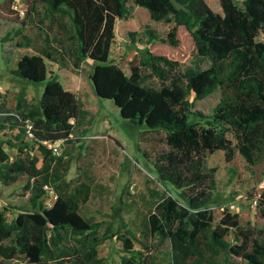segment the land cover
I'll list each match as a JSON object with an SVG mask.
<instances>
[{"label": "trees", "instance_id": "16d2710c", "mask_svg": "<svg viewBox=\"0 0 264 264\" xmlns=\"http://www.w3.org/2000/svg\"><path fill=\"white\" fill-rule=\"evenodd\" d=\"M36 1L3 0L0 11L15 12L21 24L30 16L28 11L35 13ZM41 1L51 23L55 14L68 16L74 30L69 37L78 58L92 63L89 79L95 94L112 100L124 119L145 125L148 133L162 134L167 148L156 153L152 164L159 181L176 194L157 202L149 227L151 233L169 241L170 264H235L236 257L246 264H264V227L260 233L242 228L239 214L228 210L216 220L210 207L217 187L216 167L207 164L208 156L219 150L230 161L238 147L251 162L252 148L264 149V40H256L264 32V0H243L241 5L235 0H220L222 13L213 11L206 0H131L145 8L152 20L172 24L161 42L177 47V32L183 28L194 42L195 56L210 60V65L183 67L179 59L147 48L131 64L130 74L110 59L116 19L129 14L128 0ZM15 3L23 8L22 15L13 8ZM64 27L65 35L71 32ZM14 32L22 39L18 47L32 41L21 27ZM146 32L152 40L157 39L154 30L147 28ZM57 37L60 40L61 33ZM49 38L45 35L43 40L47 43ZM49 49H45V56L22 54L10 69L21 82L43 85L37 102L27 101L22 86L14 110L6 106L5 94L0 93V112L12 110L31 118L41 141H68L74 125L71 119L79 114V99L48 69L45 57L52 58ZM241 74H248V79L237 80ZM150 78L159 84H149ZM230 85L234 87L232 95L225 93L212 113L192 110L189 95L193 94L194 100L203 99ZM0 121V131L5 128L3 122L11 126L17 122L9 115ZM229 134L238 140L237 146ZM25 146L20 136L15 141L0 135V183L8 185L27 176L24 190L29 191V206L17 207L10 220L8 209H0L1 261L106 264L98 258L97 246L105 239L99 236V223L87 221L71 196L57 194L47 205L43 185L48 178H39L38 157ZM38 148L44 156L51 153L42 143ZM9 149H16L13 158ZM256 197L264 219V189ZM120 237L125 252L120 264H147L148 256L135 249L132 238Z\"/></svg>", "mask_w": 264, "mask_h": 264}, {"label": "rangeland", "instance_id": "374dc122", "mask_svg": "<svg viewBox=\"0 0 264 264\" xmlns=\"http://www.w3.org/2000/svg\"><path fill=\"white\" fill-rule=\"evenodd\" d=\"M22 1L27 4L32 0ZM206 1L213 11L222 13L220 0ZM242 1L235 0L239 5ZM127 5L129 14L116 19L115 39L110 51V59L118 63L127 74H130L131 64L145 54L147 48L153 53L179 59L183 67L206 68L210 65V60L195 56L194 42L185 29H178L177 47L166 45L160 38L166 37L172 24L152 20L145 8L135 5L131 0L127 1ZM35 6V14L47 19L42 1L37 0ZM28 13L27 16L32 14L31 11ZM59 17L65 20V16ZM20 21L21 18L15 12L0 11V93L5 94L8 108H13L16 104L14 95L26 84L10 75L9 70L17 58L28 51L17 45L22 39L15 35L14 30L20 27ZM56 24L51 32L54 36L60 33ZM147 28L154 30L157 39L150 38ZM7 32H10L8 39L3 41ZM256 40H264V32L261 31ZM60 64V81L76 93L80 107L78 121H74L73 137L68 141L59 140L61 151L58 155L49 153L44 156L39 148L32 150L33 155L38 157L39 178L46 176V183L51 186V190L45 193V200H51L57 194L71 196L78 201L80 213L87 221L99 223V236H105V239L97 246V250L98 258L104 263L120 264V258L125 254L120 236H127L132 238L135 249L148 256L147 264H170L169 241L151 233L149 227V216L157 202L166 195L176 194L169 185L163 186L152 164L156 153L167 148L162 141V134L148 133L146 130L150 129L145 125L124 119L112 100L100 98L94 93L89 79L92 63L81 61L75 46L69 48L67 57L64 61L62 58ZM51 65L48 63L49 69H52ZM248 77V74H241L237 80ZM147 82L159 84L156 78H150ZM7 86L8 90L5 88ZM28 87L29 92L26 90V94L31 98L29 103L34 104L41 96L43 85L29 83ZM4 89L8 91L7 94L2 91ZM233 90L234 87L230 85L224 89L218 88L203 99L194 100L193 94L188 99L193 102L192 110L208 115L221 97L225 93L232 95ZM10 127L9 122L0 131V135L4 138L14 137L13 132L18 129L10 130ZM141 137L138 143L137 139ZM228 137L234 145L239 144L233 134ZM9 152L14 156L16 149H9ZM251 159L249 162L238 147L230 161L226 160L222 150L208 156L207 164L216 167L217 179L210 207L216 220L224 210H228L239 214L242 228L260 233L264 219L258 203L256 206L253 204V198L264 189V149L252 148ZM27 179V176H20L8 185L0 183V209H8V220L14 217L17 207L29 206V191L24 190ZM232 204L233 208L230 207ZM232 236L230 232L228 239L231 240ZM233 261L235 264H246L237 257ZM0 264L25 263L21 260L2 262L0 257Z\"/></svg>", "mask_w": 264, "mask_h": 264}, {"label": "crops", "instance_id": "0c3cea01", "mask_svg": "<svg viewBox=\"0 0 264 264\" xmlns=\"http://www.w3.org/2000/svg\"><path fill=\"white\" fill-rule=\"evenodd\" d=\"M0 1H2V0H0ZM59 15H61V14H55L54 22H52V23H51V17L50 16H48L47 19H43L42 16H40L39 14L33 13L32 17H30L31 16L30 15L24 21V23L20 24V27L22 28V33L29 35L32 38V41L26 47H18V48L28 49V51H26L24 53L41 54V55L45 56V54H46L45 49L48 50L49 46H50L49 51L51 53L52 58L45 57V60H46L47 66H48V63L52 64L51 67L53 66L52 69H49V66H48V69L57 73L58 76L61 74V69H62L61 64H60V60L63 58V61H64L65 57H67L69 48L75 46L76 53H77V47H76V45H74V42L72 40V37L74 35V30H73L72 24H71L67 15H65V20L61 19L59 17ZM55 22L56 23L58 22L59 24H56ZM47 23H49V24H47ZM46 24L48 26H46ZM55 24L57 25L56 28H57L58 32L61 33V39L60 40H57L55 38V36L51 34L52 30L55 29ZM63 26H65L66 28H69V30L71 29V32H69L68 34L65 35L63 28H62ZM31 27H33V29H31ZM17 28H19V27H17ZM45 35H47L48 38L50 37L49 42H47V43L43 40V37H45ZM70 35L72 37H69ZM24 53H22V54H24ZM22 54L17 58V60L14 62V66L11 67L10 69H12L16 66V64H17L18 60L20 59V57L22 56ZM77 56H78V54H77ZM67 65L70 66L69 63H67ZM10 75H12V74L10 73ZM59 79H60V77H59ZM17 80H19V79H17ZM28 86H29V84H27V83L24 85V87L26 88L25 91L27 90V92H29ZM63 86H64V84H63ZM5 88L7 90L9 89L8 86ZM6 89H4L2 91L7 94L8 91H6ZM93 91H94V89H93ZM17 94L14 95L15 98L17 97ZM26 98H27L28 102L31 99L28 93L26 94ZM38 99H39V97L37 98V100ZM15 105L13 106V108H10V109L14 110ZM74 121H78L77 118L71 119V122L73 124H74ZM15 128L16 127H14L12 125L10 127V130H13ZM73 130H74V125H73L72 132L69 134L70 138L73 137ZM13 133H14V137H9V138H12L13 140L17 141L18 136H20V139H21V135L16 130ZM58 142H59V140H57V143ZM32 150H33V148H29V151L31 152V154H33Z\"/></svg>", "mask_w": 264, "mask_h": 264}, {"label": "built area", "instance_id": "2783aa9c", "mask_svg": "<svg viewBox=\"0 0 264 264\" xmlns=\"http://www.w3.org/2000/svg\"><path fill=\"white\" fill-rule=\"evenodd\" d=\"M13 8L16 9L20 15H22L24 13L23 8L18 4L15 3L13 5ZM12 116L13 120L16 122L15 127L18 129V133L21 134V141L23 143L26 144V146L24 147V149L26 150L27 148H38L39 143L44 144L48 149L51 150V152L53 154H59L60 153V147L59 144L57 143V141H41L35 133V127H34V123L32 121L31 118L29 117H21L19 116L16 112L14 111H4V112H0V118H3V116ZM1 122V121H0ZM4 125H6L9 122H3ZM11 158H13V156H11ZM43 188L45 190V193H47L48 191L51 190V186L49 184H44ZM57 197V195H53L51 200H45V202L47 203L48 206H50L53 202V200ZM258 202L257 197L253 198V204L256 206ZM231 208L234 207V205H230Z\"/></svg>", "mask_w": 264, "mask_h": 264}, {"label": "water", "instance_id": "95a60500", "mask_svg": "<svg viewBox=\"0 0 264 264\" xmlns=\"http://www.w3.org/2000/svg\"><path fill=\"white\" fill-rule=\"evenodd\" d=\"M93 86V85H92Z\"/></svg>", "mask_w": 264, "mask_h": 264}]
</instances>
